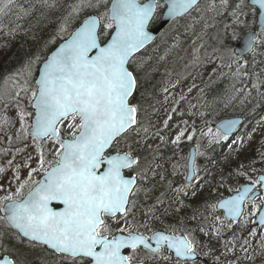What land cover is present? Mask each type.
<instances>
[{
    "label": "snow or ice",
    "instance_id": "snow-or-ice-1",
    "mask_svg": "<svg viewBox=\"0 0 264 264\" xmlns=\"http://www.w3.org/2000/svg\"><path fill=\"white\" fill-rule=\"evenodd\" d=\"M12 2L0 0V13ZM196 3L197 0H74L68 6L65 23L76 20L78 26L41 62L31 93L33 112L28 115L32 122L25 129L33 142L52 141L56 159L47 161L45 167L41 152L39 168L43 169L44 179L32 180L33 173L39 174L33 168L25 180L16 176L14 192L6 190L0 197V212L4 213L0 220L9 230H15L16 236L39 242L54 253L71 258V264H145V260L153 264H197V248L202 245L190 233L153 231L149 237L132 227L128 218L135 208L133 197L140 191L136 181L144 176L133 167L139 166L140 157L131 151L112 152L129 130L137 134L140 130L133 128L137 125V106L129 98L137 80L128 65L133 54L152 39L147 30L149 23L157 16L170 19L183 16ZM252 5L259 8V19L252 22L258 24L259 33L252 28L245 33L233 31L230 39L243 45L240 52L228 49L234 58L251 52L257 39L259 46L264 47V0H252ZM109 29L110 39L102 43L101 36L109 35ZM64 30L65 25H61L60 31ZM37 62L39 56L26 63L29 75ZM20 119L23 123V113ZM238 125V120L228 119L218 124L215 133L208 128L204 134L211 137L210 144L227 141ZM61 126L67 130V138ZM182 135L183 130L173 143ZM195 155L204 154H188L185 167H190V174L185 179L189 181L201 179ZM8 163L11 166L12 161ZM124 170L134 175L126 177ZM185 187L192 186L182 185L176 191L183 192ZM53 201L63 207L53 208ZM245 205H250V215L256 217L246 222L253 224L249 235L255 236L257 227L264 228V175L240 186L213 207L224 209L225 218L237 220ZM110 219L117 223L123 220L128 226L127 234L124 227L113 231L106 222ZM142 250H146L143 258ZM0 264L12 262L5 259Z\"/></svg>",
    "mask_w": 264,
    "mask_h": 264
},
{
    "label": "trees",
    "instance_id": "trees-1",
    "mask_svg": "<svg viewBox=\"0 0 264 264\" xmlns=\"http://www.w3.org/2000/svg\"><path fill=\"white\" fill-rule=\"evenodd\" d=\"M72 3L74 0H13L11 6L0 13V88L12 82L22 89V93L35 89L34 79L40 63L78 26L76 20L70 24L65 23V17L70 11L68 6ZM256 15L257 11L253 12V6L248 0H203L188 14L169 24L144 49L142 56L134 58L130 67L137 80L132 102L138 111L135 128L140 129L138 134L134 131V139H131L133 142H142L139 134L145 128L147 131L152 128L154 118L162 107V101L158 100L159 90L165 81L173 78L177 80L173 88L175 97H179L177 92L180 88L186 90L178 106L185 97L198 93L195 116L199 119L208 118L209 127L224 116L241 115L245 118L244 131L236 140L229 138L227 141L210 144L209 139V147L202 150L210 171L215 174L210 176H224L222 179L225 180L227 193L240 182L241 175L238 172L245 170L242 163L249 162L264 147V134L258 141L250 142L254 129L264 118V47L259 46L258 39L253 51L246 56L234 58L228 51L236 42L230 39L233 31L245 33L248 28L259 31L257 25L252 23ZM156 23L155 18L153 24ZM61 25H65L62 32ZM111 31L108 30L109 33ZM191 45L199 47L192 60L186 63L185 57ZM37 56L40 62L33 64L29 75L25 65ZM138 65L140 67L137 68ZM159 104L160 109L157 106ZM6 108H10V103ZM19 109L24 114L31 112L30 105L20 104ZM183 118L190 120L184 114L172 115L164 127L170 128ZM150 141L146 140L142 155L138 153L142 150L136 144L139 151L131 146L134 143H130L129 147L140 156L137 169L145 173L149 194L154 192L151 191L154 185L156 187L160 184L153 173L158 158L155 150L148 149ZM188 144L180 142L177 145ZM168 153L173 154L174 151ZM161 160L167 162L168 158L166 156ZM256 160L261 161L258 168L264 171V160L259 157ZM218 164L221 165L220 172L216 170ZM138 202L149 208L155 205L156 200L147 196L145 201ZM5 239L11 241V235L8 237L7 232Z\"/></svg>",
    "mask_w": 264,
    "mask_h": 264
},
{
    "label": "flooded vegetation",
    "instance_id": "flooded-vegetation-1",
    "mask_svg": "<svg viewBox=\"0 0 264 264\" xmlns=\"http://www.w3.org/2000/svg\"><path fill=\"white\" fill-rule=\"evenodd\" d=\"M155 26L156 24L151 23L149 29H153ZM143 51L141 50L138 55L142 56ZM133 133L134 131L130 130L127 136L112 148V152L120 150L122 152L131 151L134 154L135 150L129 149L128 144L130 137L134 139ZM139 136H141L142 142L139 144L138 149L142 151L138 153L142 155L146 142L145 131ZM189 141L192 143L193 140ZM177 144L160 143L154 146L157 154L156 159L158 158V160H154L157 165L153 169V173L160 184L156 187L154 185L151 189L154 192L152 191L149 194L146 189L148 184L144 177L145 173L143 177L137 179L136 184L139 186L140 191L136 192L133 197L135 208L128 218L132 223V227L149 237L153 231L165 232L166 234L174 233L176 235L190 233V236L202 245V247L197 248L199 253L197 264H264V246H261L258 240L261 233L259 230L262 231L264 228L257 227V235L252 236L249 233L253 224H240V220L236 222L228 220L226 226L231 225V227L226 229L227 227L224 224L227 219L224 217L223 211H220L218 207H213L221 198L225 197L226 186L224 179H222L224 176H218V178L210 176L215 174L210 171L204 155H195V162L198 169H200L198 174L201 179H192L190 182L185 179V175L188 173V167H185L188 164V154L194 147L197 153H203L202 150H205L206 147L193 144L180 146ZM172 151H174L173 154L168 153ZM166 156L168 161L163 162L161 159ZM133 167L138 172V167L135 165ZM103 168L104 166L100 171ZM220 169L221 165L218 164L216 170L220 172ZM43 174V171L38 175L35 173L34 180H41ZM124 174L126 177L134 175L130 170H124ZM256 179L257 177L254 176L247 177L245 183L250 184ZM182 185H191L192 187H185L183 192H177L176 189ZM193 188L195 195H193ZM147 196L156 200L154 206L145 208L142 203L138 202L145 201ZM259 202L258 198L257 203ZM51 206L56 209L63 207L62 203L56 201H53ZM250 209V205L244 206V217L248 218V221L255 220V216H247L248 211L251 212ZM193 217L195 218L193 219ZM211 218L214 222H211ZM106 222L113 231L124 227L126 229L124 234H127L128 226L123 220L119 223L115 219ZM145 224L147 227H144ZM201 228L204 229L203 232L200 231ZM153 246H155L154 242ZM0 249V258L7 255L16 264H48V262L50 264H71V258L62 257L39 242L24 241L21 238L16 241L11 239L10 242H4ZM123 251L124 254L128 253V250ZM25 255L27 258H24ZM145 256L146 250H142L140 257ZM145 264H153V262L145 260Z\"/></svg>",
    "mask_w": 264,
    "mask_h": 264
},
{
    "label": "rangeland",
    "instance_id": "rangeland-1",
    "mask_svg": "<svg viewBox=\"0 0 264 264\" xmlns=\"http://www.w3.org/2000/svg\"><path fill=\"white\" fill-rule=\"evenodd\" d=\"M198 47L197 45H191L188 48L187 56L185 57L186 63L192 60L193 56L197 53ZM176 82L177 80L173 78L163 83L158 96V100L163 102V108L160 104L157 105L159 109L160 107L161 109L154 118L152 128L148 130L145 136L147 135L148 138H151L153 144L163 141L172 142L176 140V137L180 134L181 130H183V135L180 137V140L192 134L195 137L196 144L201 143L207 145L211 137L204 133H207L208 128H212L213 133H215V130L213 127L208 126L210 122L208 118L199 119L195 116L194 107H196L199 100L198 93L185 97L183 103L178 106L179 101L182 100L181 98H184L183 94L186 93V90L184 87L180 88L177 92L179 97H175L173 88L176 86ZM22 92V89L16 87V83L12 82L4 85L0 89V168L3 169V171H0V186H2V188H0V197L6 194V190L15 191L17 187V175L22 181L28 178V173L33 168L38 169L39 173L43 171V169L39 168L41 152L46 160L45 167H47V161H52L56 158L52 141L37 140L33 142V139L27 135L25 129L28 127L30 116L28 113L24 114L19 109V106L20 104H31L32 92ZM17 93H19V95H17ZM11 101L16 103H11ZM9 103L10 108L8 109L6 106H8ZM184 112H188V114H185L186 116L193 117L192 122L178 120L173 124L172 128L163 131L164 135H161L160 132L164 130L165 121L168 122L172 115L178 116ZM21 113L24 114L23 123L20 119ZM5 120L7 122H5ZM263 128L264 119L260 124V129ZM151 135L152 137H150ZM9 161H12L11 166L8 163ZM34 174L35 173L32 175L33 180ZM249 215L250 213L248 211L247 216ZM211 222H214L212 218ZM246 222H248V218H245L240 224H252ZM224 225L228 224L225 223ZM226 229H229V227L227 226ZM259 231L261 233L258 240L260 245L264 246V230Z\"/></svg>",
    "mask_w": 264,
    "mask_h": 264
},
{
    "label": "water",
    "instance_id": "water-1",
    "mask_svg": "<svg viewBox=\"0 0 264 264\" xmlns=\"http://www.w3.org/2000/svg\"><path fill=\"white\" fill-rule=\"evenodd\" d=\"M201 0H197V3L194 5V6H196L199 2H200ZM249 4L250 5H252V0H249ZM193 6V7H194ZM252 6H254V5H252ZM192 7V8H193ZM254 7H256V9H257V11H258V15H257V20L259 19V8H258V6H254ZM191 10V9H190ZM189 10V11H190ZM165 11H166V9H165ZM174 19H170V18H168L167 16H163L162 17V19H161V21H160V24L159 25H157L155 28H153V29H147L149 32H150V34H151V36H152V39L147 43V44H145V46L144 47H146L147 45H149L159 34H160V32L170 23V22H172ZM150 24V23H149ZM148 27H149V25H148ZM257 27H258V24H257ZM259 28V27H258ZM256 33H257V31L256 30H254ZM64 42V41H63ZM63 42H61V43H63ZM107 42V41H106ZM60 43V44H61ZM60 44L52 51V52H54L59 46H60ZM143 47V48H144ZM143 48H141V49H139V51H141ZM243 48V45L238 41L237 43H236V45H235V47H234V50L236 51V52H240L241 51V49ZM138 51V52H139ZM51 52V53H52ZM138 52H136V53H134L133 55H135V54H137ZM51 53L49 54V55H51ZM247 53H249V52H245L243 55H246ZM48 55V56H49ZM42 67V64H41V66H40V68ZM40 68H39V70H40ZM38 76H39V72H38ZM38 76H37V78H38ZM36 78V79H37ZM131 98V97H130ZM130 98H129V100H130ZM137 116V115H136ZM228 119H236V120H238L239 121V125H238V127L241 125V123H242V118H240V117H228V118H223V119H221V120H219L218 122H216L215 123V128H217V126H218V124H220V123H222V122H224L225 120H228ZM31 122H32V120H31ZM30 122V123H31ZM238 127L236 128V130L238 129ZM235 130V131H236ZM234 131V132H235ZM107 151V150H106ZM192 152H193V150H192ZM193 159H194V157H193ZM188 174H190V167H188ZM44 179V176L41 178V180H43ZM188 182H190L189 180H187ZM243 185H245V184H243ZM242 186V185H241ZM234 194V193H233ZM227 198V197H226ZM219 208V207H218ZM220 210H222L223 212H224V216L226 217V213H225V211H224V209H222V208H219ZM3 215H4V213H3ZM240 218V217H239ZM239 218H237V219H239ZM231 220V219H230ZM5 259H7L8 261H11L12 262V260H9L8 258H3L2 260H5ZM2 260H0V261H2ZM12 264H13V262H12Z\"/></svg>",
    "mask_w": 264,
    "mask_h": 264
}]
</instances>
